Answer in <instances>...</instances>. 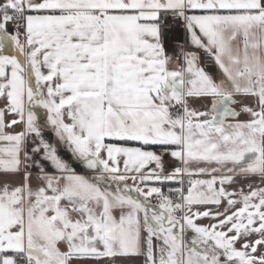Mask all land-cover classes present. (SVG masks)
I'll return each mask as SVG.
<instances>
[{
  "label": "snow or ice",
  "instance_id": "1",
  "mask_svg": "<svg viewBox=\"0 0 264 264\" xmlns=\"http://www.w3.org/2000/svg\"><path fill=\"white\" fill-rule=\"evenodd\" d=\"M0 101V264H264V0H0Z\"/></svg>",
  "mask_w": 264,
  "mask_h": 264
},
{
  "label": "crops",
  "instance_id": "2",
  "mask_svg": "<svg viewBox=\"0 0 264 264\" xmlns=\"http://www.w3.org/2000/svg\"><path fill=\"white\" fill-rule=\"evenodd\" d=\"M9 30L11 31V26H9ZM2 104H3V102L0 101V106H2ZM240 118H241V119H246L247 117L244 116V115H241ZM10 119H12L11 116H6V120H10ZM45 119H46V118H45ZM15 130L18 131L19 128L15 129ZM47 136H48V138H50V139H53V138H54V135H53L51 132L47 133ZM153 150H155V151H159L158 148H154ZM167 159H168L170 162L172 161V158H171V157H167ZM171 166L174 167V166H178V165H177L176 162H172V165H171ZM77 172H80L81 174H84V175H90V173L84 171L80 166H77ZM169 185H170V184H169ZM158 186H161V187L166 191V190H167L166 187L168 186V184H165V185H158ZM205 222H206V221H205ZM134 264H143L142 258H141L140 260H138V261H135Z\"/></svg>",
  "mask_w": 264,
  "mask_h": 264
},
{
  "label": "rangeland",
  "instance_id": "3",
  "mask_svg": "<svg viewBox=\"0 0 264 264\" xmlns=\"http://www.w3.org/2000/svg\"><path fill=\"white\" fill-rule=\"evenodd\" d=\"M40 115H41L42 117H44V111H43V110H40ZM44 118H46V117H44ZM175 187H178V185L175 184V183H170V185L168 184V186L166 187V189L168 190L169 188H175ZM167 190H166V191H167Z\"/></svg>",
  "mask_w": 264,
  "mask_h": 264
}]
</instances>
